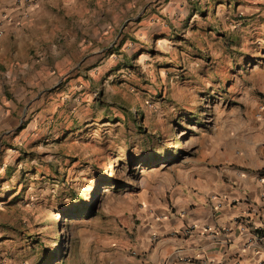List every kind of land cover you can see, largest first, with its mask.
<instances>
[{
  "label": "rangeland",
  "instance_id": "374dc122",
  "mask_svg": "<svg viewBox=\"0 0 264 264\" xmlns=\"http://www.w3.org/2000/svg\"><path fill=\"white\" fill-rule=\"evenodd\" d=\"M38 1L0 0V35ZM68 12L56 75L58 38L34 42L38 63L15 78L0 62V264H106L148 215L174 212L219 171L229 128L264 106V0Z\"/></svg>",
  "mask_w": 264,
  "mask_h": 264
},
{
  "label": "crops",
  "instance_id": "0c3cea01",
  "mask_svg": "<svg viewBox=\"0 0 264 264\" xmlns=\"http://www.w3.org/2000/svg\"><path fill=\"white\" fill-rule=\"evenodd\" d=\"M89 1L39 0L21 24L8 25L0 35L6 75L15 78L38 63L30 51L38 39H60L50 48L48 76L63 69V22L68 10ZM258 113L240 134L229 128L233 139L221 144L219 171L195 180L174 212L148 215L106 264H264V120Z\"/></svg>",
  "mask_w": 264,
  "mask_h": 264
},
{
  "label": "built area",
  "instance_id": "2783aa9c",
  "mask_svg": "<svg viewBox=\"0 0 264 264\" xmlns=\"http://www.w3.org/2000/svg\"><path fill=\"white\" fill-rule=\"evenodd\" d=\"M2 23L0 22V33H3ZM258 116L264 120V106H260V111L258 113Z\"/></svg>",
  "mask_w": 264,
  "mask_h": 264
}]
</instances>
